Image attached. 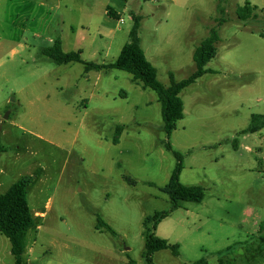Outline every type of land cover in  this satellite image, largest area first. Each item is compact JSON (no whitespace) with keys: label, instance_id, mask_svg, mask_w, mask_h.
<instances>
[{"label":"rangeland","instance_id":"1","mask_svg":"<svg viewBox=\"0 0 264 264\" xmlns=\"http://www.w3.org/2000/svg\"><path fill=\"white\" fill-rule=\"evenodd\" d=\"M63 1L73 4L72 8L63 11L61 0H0V142L5 149L0 154V194L24 176L33 178L27 189L28 206L33 215L36 210L43 215H37L39 228L24 235L30 264H146L143 252L147 229L179 245L178 256L169 250L154 253L155 264H253L261 259L264 244L259 238L234 244L245 241L234 224L236 210L243 201L238 196L243 194L247 180L236 186L221 178L223 189L230 193L226 199H220V208L231 213H222L212 202V196L221 194V189L211 186L209 180L217 182L224 167L213 161L217 151L201 149L214 135L198 130L189 115L197 105L205 104L194 100L193 90L181 92L187 115L167 137L157 95L132 82L130 74L120 70L85 72L81 64L56 65L43 55L42 50L59 39L64 52L81 49L84 61L113 63L122 44L128 41L125 31L132 22L126 8L130 5L109 0L113 8L124 9L125 22L119 25L111 54L99 56L94 50L102 48L105 39L100 40L95 32L100 26L102 6H85L89 14H95V19L89 20V15L80 13V7L74 4L95 0ZM210 1L183 0L175 9L178 12L184 6L188 11L182 13H194L203 6L205 12L212 11ZM244 1H218V17L214 15L212 20L226 19L224 35L235 32L237 23L243 24L235 11ZM249 1L256 2L259 11L247 26L264 35V0ZM141 3L137 12L142 10L144 20H150L151 14L157 12L155 7L162 5L170 11L172 6L166 0ZM218 8L224 10L223 14L218 13ZM145 32L146 29L142 40H157L145 36ZM243 44L249 54H236L234 74L242 83L257 78L253 88L260 92L257 95L264 96L262 45L258 39ZM166 45L172 49L168 46L165 50ZM179 47L170 40L162 45L156 69L162 85H170V73L178 81L189 77L195 69ZM252 48H258L256 53ZM247 65L252 69H246ZM252 71L256 74H249ZM232 93L227 89L226 94ZM231 104L219 103L214 107L220 106L225 114L221 138L229 140V147L233 140L240 144L245 133H234L230 127L236 120L227 114ZM252 105L244 103L240 116L245 117L246 107ZM118 127L122 131L118 143L113 144ZM260 140L264 146V138ZM165 143L182 156L180 182L204 189L203 204L180 202L170 211L171 202L161 189L168 183L176 159L166 150ZM230 152L237 156L234 161H226L225 168L230 170L238 169L230 167L233 163L240 161L244 165L252 156L243 147L237 153ZM236 173L240 181L241 173ZM160 212L169 214L153 229L150 219ZM97 218L114 234L103 228L96 230ZM0 241L10 246L1 235Z\"/></svg>","mask_w":264,"mask_h":264},{"label":"crops","instance_id":"2","mask_svg":"<svg viewBox=\"0 0 264 264\" xmlns=\"http://www.w3.org/2000/svg\"><path fill=\"white\" fill-rule=\"evenodd\" d=\"M181 1L183 0H166L167 3H170L172 5L170 6V11L165 10L162 5H159L155 7L157 9V12L151 14V19L144 20V16L141 15L142 10H140V12H137L139 9H141L142 0H122V2H124L125 5L127 4L130 5L129 9L126 8V10H129L128 17L130 18V20L132 14L141 17V26H140V31L138 32V36L140 39V47L144 53L146 60L155 69H157V64L160 61L161 59L160 56H162L163 53V51H161L162 45L167 44L168 41L170 40L174 43L175 47H179L178 44L183 45L180 46L179 48L182 49V52L185 54L186 61H190L192 66H194L195 68L194 71L190 74L192 75L196 70L195 63L193 61V54L195 48L200 44V42L203 39L207 37L209 28L213 25L212 19L214 15L217 14L215 9L219 0H212V2L211 1L209 2L213 7L212 11L205 12L203 6H200V10L194 13L192 12L182 13L183 10L188 11V8H184V6L179 7L180 13L179 11L177 12V9L175 8H178L177 6ZM245 4H248L251 8H255V10L253 11L254 16H251L247 20H243V21L239 20L236 16L237 20H239L243 24L237 23L235 25L236 26L235 32H232L231 35L228 36L222 33V31L227 28L228 22L223 23L221 25V28L218 31L219 39L215 44V55L205 66V68L208 69L210 72L199 77L198 79L195 80L194 83H192L191 85L185 88V89L193 90L192 91V93H194L193 98L194 100L196 99V102L205 103L204 105H197L196 110H194V112L189 114L192 115L193 121L196 122V127L198 128V130H201L206 135H214V139L209 140L205 144H203L201 146V149L202 151L203 150L217 151V156L213 159V161L215 164L217 163L218 165L224 167L223 173L221 177H218L217 182H215L213 179L209 180L211 186H219L221 189V194L212 196V202L216 204V209L217 210L221 209L222 213H226V214L231 213V211H229L228 209L220 208L221 207L220 199H226L227 194L229 195L230 193V191L228 192L226 191V189H223L225 187L223 181L226 180L229 183L231 184L233 183L236 186H238L237 185L238 182L239 183L243 182L244 179L247 180L245 186H243V191H242L243 194H241L240 192H236L237 194H241L238 196V198L243 201L241 207L240 208L238 207V209L236 210V214H238V217L235 220L236 222L234 225L237 226L239 231H241V233L245 236V241L235 242L234 244L236 245L237 244L241 245V243H245L247 240L256 239L255 241H257V239L259 238L258 236L259 224L264 220V146L260 140V138H264V133L261 136L262 132H264V125L258 131L247 132L242 134V132L247 130V128L249 127L253 115L261 116L264 121V96L257 95L260 94V92L256 93L255 88H253V86L256 85L255 83L256 82L258 83L257 78H251L250 80H247L242 83L239 77L236 76L233 71V69L236 66V60H235L236 54H239V52H241V54L244 53L249 54L247 47L243 44L244 42H252L255 39H258L260 41V44L262 45L260 47V51H261L260 53L264 55V35L259 32L253 31L251 28L247 26L248 21L257 18V12L259 11V7L256 2L249 0H245L243 6H245ZM72 5L73 4H67L63 0H61V8L63 9V11L67 10L68 8H72ZM86 5H88V7H93V9H95L96 6H102L103 8V12L100 14V20H99L100 26L99 28L96 29L95 35L100 40L105 39V45L102 48L98 47L97 50L96 49L94 50V52H96V55L99 56L110 55L112 52L113 39L119 31L120 28L119 25L125 22L124 14L126 12L124 11L123 8L122 9L113 8L109 0H95L94 3H90V4L87 3L83 4L82 2H80L79 4H74V6L80 7L79 8L80 13H87L89 15L88 16L89 20H92L93 18L95 19L94 17L95 14L94 13L89 14L90 10L87 7H85ZM260 12L262 14V11ZM111 14L112 16L113 15L115 16L111 17ZM131 26L132 24L130 25V27L126 29L125 31L126 35L129 34ZM144 29H146V32L144 33L145 36L147 35L154 36L157 38V40L153 43L147 40H142V34ZM123 45L124 44H122L121 48L123 47ZM168 46L170 45H166L164 49L166 50ZM61 48H62V41H61ZM170 49H172L171 46ZM256 49L258 50V48H252V50L255 53H256ZM77 51H80L82 55L83 52L81 49ZM98 65H107V64L101 62ZM246 69H252V68L250 65H247ZM94 72L105 73L107 71L101 70ZM252 72L253 73H249V74H256V72L254 71ZM156 75H157V70H156ZM227 89H229V91H233V93L226 94ZM243 92L250 93V95H253V97H250L249 99L248 96L250 95L244 94ZM250 102L253 103V105L251 107L247 106L246 107L247 113L245 117H241L240 110L243 108L244 103H250ZM219 103L221 104L232 103L231 105L228 106L229 111L227 114L230 117H236V120L232 121V126L230 127H232L234 133L239 132L242 134L240 144L233 140L231 146L229 147V143H228L229 140H225L224 138H221L222 135L221 132L223 129V125L221 124V122L224 121L225 114L224 112H221L220 106H218V108H214L216 107L215 105H219ZM186 115L187 114L184 113V104H183V118ZM0 145L3 146L1 142ZM240 147H243V149L252 156L250 157V160L244 163V165L240 164L239 161V164L233 163V166L232 165L230 166L231 168L238 167V169L236 170H238V172L241 173L240 176L241 178L239 181L238 178L239 173L237 176L236 170H230V168L227 169V167L225 168V163L228 160H232V161L236 160L237 156L234 155V153L232 154L230 150L237 153ZM251 158L253 159L251 160ZM180 175H182V173ZM221 178L223 179V181L221 180ZM185 186H189V185L186 184ZM204 200H205V194L203 196L202 201L197 204H203ZM213 200L216 202H214ZM37 215L42 216L43 213H37L36 210L34 212V216L38 218ZM35 228L38 229L39 226H37L36 224ZM262 235L264 236V232ZM3 237L9 242V240L5 236ZM23 243H24V237H23ZM3 244L5 246H3ZM10 249H11V244L9 246L7 245V243L0 241V264H14L15 260L10 252ZM28 253L29 251L26 250V246L24 244L23 256L26 264H30V260H29L30 256ZM253 264H264V256L261 257V259L257 260V262H253Z\"/></svg>","mask_w":264,"mask_h":264},{"label":"trees","instance_id":"3","mask_svg":"<svg viewBox=\"0 0 264 264\" xmlns=\"http://www.w3.org/2000/svg\"><path fill=\"white\" fill-rule=\"evenodd\" d=\"M217 10L219 14H223L224 12L222 8H218ZM254 10L255 8H251L248 4H245L243 7H238L235 12L237 18L243 21L254 16ZM113 16L111 14V17ZM131 20L132 26L128 34V41L123 45L117 59L113 63L98 65L84 61L81 58L80 51L63 52L59 39H56L51 47L43 49L42 53L56 65L78 63L87 72L91 70H120L130 74L132 82L140 85L143 89L152 90L157 95L161 106L163 131L169 137L176 129V123L183 119V102L179 94L183 89L194 83L196 79L210 72L205 66L215 55V44L219 39L218 29L226 22V19L216 18L213 21V25L209 28L207 37L195 48L193 54V61L196 67L195 72L188 78L178 82L170 74V85L167 87L157 80L156 69L146 60L140 47L138 32L141 17L132 14ZM263 125V118L253 115L249 127L243 132L258 131ZM121 131L122 127H118L116 131L118 136L113 139V144L118 143ZM165 148L171 151L176 159V164L169 181L161 189L171 202L170 211L175 210L180 202L200 203L204 196V189L200 186H185L180 182V174L183 169L182 156L173 151L169 143H165ZM4 151L5 149L0 145V153ZM32 179L31 176H24L12 183L3 194H0V233L11 244L10 252L14 257V264H26L23 256V237L29 229L36 226L37 218L29 209L27 200V189L31 185ZM169 212H160L153 215L150 219L153 229L168 216ZM102 228L114 234V231L107 224L100 218H97L95 229L100 231ZM263 232L264 220L259 224V240L262 243H264V236L261 235ZM162 250H169L174 256L179 255V246L177 244H171L167 240L155 236L154 232H150L147 229L143 252L146 264H155L152 260L153 254ZM197 264L207 263L198 261Z\"/></svg>","mask_w":264,"mask_h":264},{"label":"water","instance_id":"4","mask_svg":"<svg viewBox=\"0 0 264 264\" xmlns=\"http://www.w3.org/2000/svg\"><path fill=\"white\" fill-rule=\"evenodd\" d=\"M7 117H8V114H6L3 118H4V119H7Z\"/></svg>","mask_w":264,"mask_h":264}]
</instances>
